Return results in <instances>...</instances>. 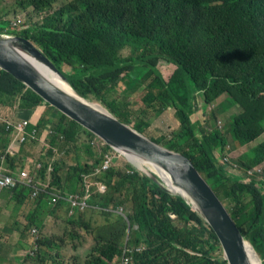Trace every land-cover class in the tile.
<instances>
[{
  "label": "trees",
  "instance_id": "1",
  "mask_svg": "<svg viewBox=\"0 0 264 264\" xmlns=\"http://www.w3.org/2000/svg\"><path fill=\"white\" fill-rule=\"evenodd\" d=\"M57 1L0 0V6L5 2L0 7V33L33 41L58 69L71 71L69 82L77 93L102 104L143 135L149 127L144 119L149 110L161 115L172 109L177 129L164 147L177 152L186 144L180 153L226 203L235 225L264 264V139L258 141L264 133V0H62L53 9ZM19 10L40 14L41 20L23 27L17 23L21 15L11 20L2 17ZM123 50H128L127 56L121 55ZM160 65L172 69L166 80L157 70ZM133 67L147 70L144 78L135 76L146 82L143 87L129 77ZM120 85V96L110 98ZM129 88L141 90L136 100L146 109L131 110ZM222 96L215 109V100ZM209 105L213 109L203 121L206 125L222 108L238 107L223 133L192 119ZM36 107H42V114L36 127L30 128L39 132L49 125L63 136L46 146L49 156L53 149L66 153L71 145L74 151L79 143L82 152L66 171L63 164L54 163L44 186L16 183L4 188L0 218L7 216L17 223L32 211L49 209L53 215L60 210L68 219L89 225L95 245L83 256L84 264H112L119 259L126 231V246L132 250L128 264H227L213 230L180 198L133 171L102 140L43 104L36 93L0 69V154L8 160L7 172L15 167L17 157L7 153L10 136L1 118L17 110L28 117ZM252 142L256 143L237 158L235 172L219 164L227 153L218 158L212 153V148L222 153L226 146L232 151ZM21 148L15 146V151L20 153ZM106 153L112 155L111 165L102 170ZM48 164L49 159L41 161L42 180ZM125 164L128 167L122 168ZM257 167L260 171L246 174ZM69 195H86L90 207L68 216L64 201L53 203ZM126 202L130 210L125 217L111 212ZM87 210L99 214L101 222L114 215L119 220L107 231L101 222L84 220ZM171 212L175 219L169 217ZM6 222V231L13 232L11 222ZM140 245L147 249L138 254L134 248ZM44 257L36 253L35 259Z\"/></svg>",
  "mask_w": 264,
  "mask_h": 264
},
{
  "label": "water",
  "instance_id": "2",
  "mask_svg": "<svg viewBox=\"0 0 264 264\" xmlns=\"http://www.w3.org/2000/svg\"><path fill=\"white\" fill-rule=\"evenodd\" d=\"M0 69L36 93L43 104L51 105L102 140L136 172L162 191L180 198L213 230L222 248V258L227 264H263L224 204L187 157L146 138L119 121L102 104H91L94 101L77 93L69 79L33 41L11 32H1ZM41 70L63 80L75 96L51 83ZM173 216L174 212L169 213L170 218Z\"/></svg>",
  "mask_w": 264,
  "mask_h": 264
},
{
  "label": "rangeland",
  "instance_id": "3",
  "mask_svg": "<svg viewBox=\"0 0 264 264\" xmlns=\"http://www.w3.org/2000/svg\"><path fill=\"white\" fill-rule=\"evenodd\" d=\"M65 1H70V0H65ZM4 4L5 2L2 3V5L0 6L1 8H4ZM62 5V0H58L57 3L53 6V9H57ZM7 15L2 16L3 18H6L8 20L13 19L16 15H21V17L18 18L17 23L19 25H23V27H27L29 26L31 23H33L34 21H38L41 17V15L39 14V16H34V15H28L25 14L23 12H21L20 10L17 11L16 13H7ZM41 20V19H40ZM128 54V50H123L121 52L122 56H127ZM173 66V65H171ZM59 70H61L63 72V74L65 75V77H67V79H70L71 76L69 73H71V71H69L67 68H59ZM158 70L160 71V73L162 74L163 78L166 80L169 77L170 72L172 71L171 68L166 67L165 65H160L158 66ZM147 74V70L143 69L141 67H133L131 69V72L129 74V77H131L132 81L135 82H139V84L141 85V87H143L146 82L143 81L141 79V81H137V78L135 76H140L141 78H144ZM135 77V78H133ZM123 90V86L120 85L116 88V94H112L110 96V98H115V97H119L121 91ZM141 90H135V88H129L126 90V94L129 95L128 100L131 104V110H141V109H146L145 105L141 104L140 102H138L136 100V98L138 97V95L140 94ZM109 98V99H110ZM224 98V96L219 97L215 100L214 104V108L216 109L218 107V105L222 102V99ZM90 99V98H89ZM91 100V99H90ZM93 101V100H92ZM93 103H96L95 101ZM213 105H209L207 106L203 112L201 109H199L197 111V113H195V116L192 118L193 120H195L194 122H197V124L203 123V121L208 117L209 112L213 109ZM42 109H40L41 111ZM238 111V107H229L228 108H222L220 110L219 113H217L218 115H216L215 118H210V124L206 125L203 123V125L209 126L211 128L213 127H218L221 128V130H219L220 132H224L227 127H228V121L231 118V114H235ZM222 112V113H221ZM204 113V114H203ZM25 113L23 112H19L16 114V116L21 119L23 118V115ZM39 113L36 112V118H38ZM34 118V117H33ZM145 120H148L149 122V127L146 129L145 133L143 136H145L148 139H159L161 140L160 145L164 146L163 143H165V141L170 138V133L172 131H175L176 128V121L175 118L173 116V110L172 109H167L166 111H164L161 115H155L152 113L151 110H149V112L146 114ZM49 128V125L46 127V130ZM45 130V131H46ZM264 139V133L263 135L258 139V141H261ZM256 142H252L247 146H244V148L241 147H237L232 151L228 150V146L225 147L224 151L222 153H218L215 152L212 148V153L214 157H219V154H225L227 153L228 156L231 157L232 161L237 164V158L244 153L247 149H249L250 147H252ZM47 144V143H46ZM72 146V145H71ZM71 146L68 148L66 153H61L60 151H54L52 156L48 155V148L46 146L43 145H26V147L28 148V152L31 153L32 155V160L33 161H45L49 159V162L52 163V166L54 163L58 164V165H62L63 167L62 169L64 171H66L67 167L69 165H72L74 163V157L77 154H81L82 149L80 147V143L77 145V149L74 151H71ZM186 144H183L182 147H178V151L180 153L181 148L185 147ZM213 147V145H212ZM68 153V154H67ZM119 163H123V162H119ZM24 162H20V160L18 159V163L15 165L16 166H21L23 165ZM128 164V163H127ZM219 164L223 167V169L225 171H228V168L226 167V165L222 164L219 162ZM129 165V164H128ZM38 164L35 165L32 169L31 172L29 173V178L27 181H32L33 179H39V170H38ZM128 166L125 164L124 166H122V168H127ZM131 169L133 171H135V169H133L131 167ZM46 176H48V172L45 173ZM264 179V175L262 176ZM226 203H224L225 205ZM228 207V206H227ZM85 221L91 222V224L95 223V222H101V217L99 216V214H97L96 212H93L91 210H87L85 211ZM6 219L11 222V226L9 229H12L13 232L12 234H8V232L6 231L7 228H5L4 224L6 222ZM116 220H119V218L117 217V215H114L112 218L109 219V221H102L101 225H107V227H105V230H111V223L115 222ZM8 221L6 223H8ZM16 221H12L10 218H8L7 216H3L0 218V237L2 239H6L5 237H9L10 235H14L15 238H18L20 241V245L18 247H15V238H12L9 243L6 245L4 251H5V255L6 257L10 258V261H7V259L5 258V260L3 262H1V264H36V262L34 261V255H30V251L32 249V242L35 241V237L31 234V230L32 229H37L34 225H27L28 220L26 219V221H22L20 222L19 225L15 224ZM43 227H45L47 230H53L52 227V221L46 222V225ZM177 227H180L179 222L177 223ZM78 231L82 233V241H80L78 239L77 244L75 245V252L77 253L79 258H83V256L85 255V253L91 248L92 246V239L90 236H88L87 234H85L83 227H77ZM39 232V235L42 236L43 234L39 231V229H37ZM87 235V240L85 238V236ZM22 254V256H18L19 257V261L18 263L15 262L14 260H12V257H16L15 254Z\"/></svg>",
  "mask_w": 264,
  "mask_h": 264
},
{
  "label": "clouds",
  "instance_id": "4",
  "mask_svg": "<svg viewBox=\"0 0 264 264\" xmlns=\"http://www.w3.org/2000/svg\"><path fill=\"white\" fill-rule=\"evenodd\" d=\"M71 1L72 0H70V2ZM196 94H198V92H196ZM17 113H19L18 110L15 111L14 114H12L7 119L1 118V121L4 124L5 131H7L10 136V142L7 148V153L11 156V158L15 156L17 157V159L15 160L14 166L18 163V159L20 160V162H24L23 165L16 166L13 169L11 168V170L7 172V168L9 167L8 160L4 154H0V170L4 175L11 176V177H17L22 171L30 173L31 169L37 164L39 165L38 172H40V170L42 169L40 161L32 160V155L30 152H28V148L26 147V145H31V146L35 145L33 141L37 140L42 145L48 146V144L56 143L58 139L63 140V136L60 135V133H57L56 131H52L50 126L47 130H46V127H47L46 126L45 129H42L39 132L35 129L34 138H31L30 135H31L32 129L30 128V125L36 127L41 116L39 117L36 123H32V122L29 123L27 126L24 127L23 132L21 134H18L17 131L15 130V126L18 123H21L23 121H28V120L31 121V120L29 117L30 115L28 117H25L23 115V118L19 119L16 116ZM41 134H44V138L42 139V141L40 140ZM21 136H23L22 141H20ZM19 145L22 146V148H21L20 153H17L15 151V146H19ZM54 151H57V150L53 149V152ZM61 153H64V152L61 151ZM49 166H51L52 168L51 170H48ZM52 170H53L52 163L49 162V164L46 167V171H44V173L48 172V176L45 175L43 180L39 176L38 180L33 179L31 183L34 184V186H44L49 181L50 173ZM3 189L4 188L0 189V195L2 194L1 191ZM70 196L73 197L77 195L58 197L54 200L53 204L55 205L61 201H64L66 203L68 216H73L76 213V211H83L85 208L90 207L89 203L87 202L86 195L82 197L77 196L78 201L85 202L86 205L83 208H80L79 206H71L68 200ZM117 209L120 212H116ZM129 210H130V203L126 202L124 205L118 206L116 209L111 210V212L125 217L127 212H129ZM58 213H61L62 215V212L60 210L57 211L54 215L49 212V209L46 210L45 212H41L40 210L32 211L26 217L22 218L19 222L16 223L17 225H19L20 222L26 221L27 219L28 220L27 225H34L43 234L42 236H40L38 230L35 228L31 230V234L35 237V241L32 242V249L29 254L34 255V261L36 262V264H84L86 259L84 257L82 259L79 258L77 253L75 252V248H76L75 245L77 244L78 239L82 241V237H81L82 233L78 231L77 227H83L85 234L90 236L92 239L93 244L91 248L85 254L91 252L95 245L94 234L91 230V227L89 225L81 224L74 217H71L70 219H68V217H65L63 215L62 216L64 218H62V221L57 222L55 215ZM172 219H175V216H173ZM49 221H52V227H53L52 232L51 230L49 231L45 227H43V225L45 226L46 222H49ZM136 227L137 226H133V228H136ZM7 232L9 234H12L15 231L11 232L8 230ZM87 235L85 236L86 240H87ZM5 238L6 239H2L0 237V249H1L0 258L3 261L5 260V258L7 259V261H10V258L6 257L4 249L6 245L9 243V241L15 237L14 235H10L9 237H5ZM15 240H16L15 247H18L20 245V242H19L20 240L18 238H15ZM123 240H124V244L121 247L122 254L120 258L117 259L112 264H122V262L125 259H126L125 263L128 264L131 258V255H127L132 252V250L128 246H126L127 231H126V235ZM146 249H147L146 245H140L134 248V251L138 254H141ZM36 253H43L45 257L41 260H36L35 259ZM15 256L16 257H12V260L18 263L19 261L18 256H22V254L17 253L15 254Z\"/></svg>",
  "mask_w": 264,
  "mask_h": 264
},
{
  "label": "built area",
  "instance_id": "5",
  "mask_svg": "<svg viewBox=\"0 0 264 264\" xmlns=\"http://www.w3.org/2000/svg\"><path fill=\"white\" fill-rule=\"evenodd\" d=\"M29 123H31V121H29V120L28 121H23L21 123H18L15 126V130L17 131L18 134H21L23 132L24 127L27 126ZM34 135H35V129H32L31 135H30L31 138H34ZM22 140H23V136L20 137V141H22ZM104 158H105V160H103L102 165H101V168L103 170L107 169L109 167V165H111L112 155L106 153L104 155ZM221 163L226 165V167L228 168V170L230 172H235V170L237 169L236 164L233 161H231V157L230 156L223 157L221 159ZM51 169H52L51 166H49L48 170H51ZM254 171H260V168L257 167V168H253V169H248L246 171V174H250V173H252ZM28 178H29V173H27L25 171L20 172V174L17 177H11V176L4 175L1 172V170H0V189L13 186L16 183L29 184V183H31V181H27ZM68 200H69L71 206H79L80 208H83L86 205L84 201H81V202L78 201L77 196H73V197L70 196ZM116 212H120V211L117 209ZM125 262H126V259L122 262V264H126Z\"/></svg>",
  "mask_w": 264,
  "mask_h": 264
},
{
  "label": "bare ground",
  "instance_id": "6",
  "mask_svg": "<svg viewBox=\"0 0 264 264\" xmlns=\"http://www.w3.org/2000/svg\"><path fill=\"white\" fill-rule=\"evenodd\" d=\"M42 75L47 78L51 83H53L54 85H56L58 88H60L61 90L65 91L68 94H71L73 96H75L74 91L70 88V86L68 84H66L63 80H61L59 77H57L54 74H51L49 72H44L41 70ZM94 105V103H91Z\"/></svg>",
  "mask_w": 264,
  "mask_h": 264
},
{
  "label": "crops",
  "instance_id": "7",
  "mask_svg": "<svg viewBox=\"0 0 264 264\" xmlns=\"http://www.w3.org/2000/svg\"><path fill=\"white\" fill-rule=\"evenodd\" d=\"M42 107H36L34 110H33V112L31 113V115L29 116L30 117V120H31V122L32 123H36L37 121H38V119H39V117L41 116V111H40V109H41ZM15 112V111H14ZM14 112L12 113V114H14ZM36 112H38L39 113V115H38V118H36ZM14 117V116H13ZM34 117V118H33ZM44 138V134H41V138H40V140L42 141V139ZM2 198H3V196H2V194L0 195V201L2 200ZM35 211H38V210H35ZM56 216V219H57V222L59 221H62V218H64L62 215H61V213H58V214H56L55 215Z\"/></svg>",
  "mask_w": 264,
  "mask_h": 264
}]
</instances>
